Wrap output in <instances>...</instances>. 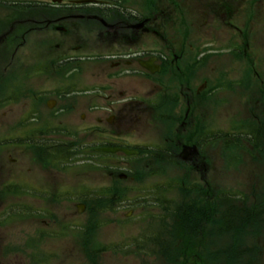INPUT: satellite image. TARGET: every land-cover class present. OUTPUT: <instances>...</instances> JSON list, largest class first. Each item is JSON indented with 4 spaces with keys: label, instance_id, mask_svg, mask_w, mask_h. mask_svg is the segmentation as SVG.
Returning a JSON list of instances; mask_svg holds the SVG:
<instances>
[{
    "label": "rangeland",
    "instance_id": "374dc122",
    "mask_svg": "<svg viewBox=\"0 0 264 264\" xmlns=\"http://www.w3.org/2000/svg\"><path fill=\"white\" fill-rule=\"evenodd\" d=\"M184 1L179 7L188 10V23L182 24L189 26L192 17V28L204 33L203 38L191 39L195 46L204 41L216 48L229 40L227 34L223 36L217 16L205 24L201 5ZM241 1L248 6H243L244 11L248 9V15L242 12L243 20H254L256 42L252 49H247L246 54L242 49L241 60L232 49H209L211 52L201 58L198 49L192 54L196 62L191 84L194 94L199 93L195 97L199 111L194 113L191 145L206 157V173L188 167L180 159H168L164 148L143 149L145 155L141 153L137 159L120 152L95 151V145L111 141L129 146H163L173 138L170 117L157 119L156 129L148 110L123 129L120 138L125 141H118L94 133L93 128L89 132L95 120L89 113L81 111L59 121L43 113L36 121L17 110L18 104L12 100L4 101L0 112V264H226L222 251L229 242L225 239L227 231L220 238H200L206 249L199 244L194 253L190 252L193 242L188 234L189 245L175 229L186 212L190 217L189 221L185 218L188 225L211 228L223 221L229 208L255 212V222L243 228L239 248L248 253L250 261L254 259L253 264H264V149L257 154L244 138V148L238 146L241 134L250 137L252 112L256 111L254 98L258 100L257 95L264 89L254 84L255 72L264 79V0ZM17 54L21 57V50ZM82 72L89 82L95 77L86 68ZM98 73L101 87L106 84L102 79L111 78L113 71L108 68ZM22 75L8 74L2 82L3 89L13 88ZM168 76L170 80L157 78L161 80V90L146 79L143 82L124 77L110 82L114 90L127 96L147 98L166 93L171 99L177 93V84L174 75ZM45 78L53 80L34 75L33 83L46 87ZM100 101L105 106V100ZM172 110L177 120L184 117L181 103L176 109L164 108L166 114H173ZM139 111L135 105V114ZM260 116L264 118L262 113ZM58 125L72 129V133L64 135L67 148L55 144L44 161V150L11 148L13 140H6L13 133L41 140L40 130L49 127L52 133L51 127ZM218 134L221 140L216 139ZM46 138L57 140L58 135ZM206 139L210 142L205 143ZM88 155L92 158L88 159ZM118 196L121 201H117ZM97 197L100 198L89 206ZM79 205H85L82 212ZM193 208H211L213 213L194 212ZM243 225H235L234 230ZM228 257L239 261V256ZM241 261L238 264H243Z\"/></svg>",
    "mask_w": 264,
    "mask_h": 264
},
{
    "label": "flooded vegetation",
    "instance_id": "af4514ba",
    "mask_svg": "<svg viewBox=\"0 0 264 264\" xmlns=\"http://www.w3.org/2000/svg\"><path fill=\"white\" fill-rule=\"evenodd\" d=\"M250 1L254 3V0ZM181 3L182 0H0V71H3L0 75V112L8 99L18 104L17 110L36 121L43 113L59 121L83 111L95 119L89 132H93V128L94 133L119 141L123 140L120 138L123 129L149 110L152 127L159 129L157 119L162 116L170 117V123L174 124L173 138L163 142V146H129L122 141H111L100 147L95 145V151L106 147L128 148L138 150L140 156L143 149L164 148L168 159H180L188 167L196 171L203 169L206 173L209 168L206 157L195 151L196 145H191L194 113L199 111L195 105L199 93L194 94L191 84L196 62L192 54L198 49L201 58L211 52L209 49H232L241 60L242 49L246 54L256 42L254 20L251 17L243 20L242 12L246 15L248 9L243 10L241 0H188V5H201L200 14L205 24L217 16L223 36H229L228 41L224 40L225 43L216 48L204 41L201 46H195L191 39L203 38L204 33L192 28V17L189 26L182 24L188 23V10L181 9ZM184 4H187L186 0ZM20 50L22 56L17 57ZM84 68L95 76L90 82L83 77ZM108 68L113 71L111 78L102 79L106 84L99 87L98 71ZM18 69L25 73L22 75ZM8 74L23 77H18L13 88L4 90L2 82ZM34 75L52 77L53 80L49 82L45 78L46 87L40 88L33 83ZM160 75L165 80L171 79L167 75H174L177 93L173 98L166 93H155L147 98L138 94L127 96L123 91L114 90V84L110 82L124 77L143 82L146 79L161 90V80L157 79ZM254 82L256 86H264V79L258 72H255ZM261 91L258 100L254 98L256 111L252 112L254 123L250 125V137H241L239 141L243 145L247 139L257 154L264 149V118L260 116L261 113L264 116V89ZM100 100H105V106ZM179 103L185 109L183 118L177 120L175 110H172L173 114L165 113L164 108L176 109ZM135 105L140 109L137 115ZM51 128L52 133H49V127L39 131L41 140L25 139L16 133L6 140H13L9 143L11 148L44 150L41 154L44 161L49 159L48 151L54 149L55 144L58 148H67L64 135L72 133V129L62 125ZM55 134L57 140L46 138ZM15 139H19L18 142ZM216 139L221 140V134ZM207 142L210 140L206 139ZM91 158L88 155V159ZM193 225L186 229L189 237H192Z\"/></svg>",
    "mask_w": 264,
    "mask_h": 264
},
{
    "label": "trees",
    "instance_id": "16d2710c",
    "mask_svg": "<svg viewBox=\"0 0 264 264\" xmlns=\"http://www.w3.org/2000/svg\"><path fill=\"white\" fill-rule=\"evenodd\" d=\"M100 197H97L96 199H92L93 201L89 203V206H93V204L96 202V200H98ZM121 197L117 198V201H121ZM116 201V200H115ZM98 204V203H96ZM102 205V204H101ZM194 209V212L196 211H200L202 213H208L206 210L209 209V208H206L204 210H200V209ZM233 210V211H231ZM212 210L210 208V211L208 214H212ZM255 212H253L252 210L250 209H239L238 211H235V209H230L229 208V212L228 214L223 218V221L221 222L219 220L218 223H215L213 227H211L210 229L205 228L204 226H200L199 224H194L193 225V234H192V239H191V242H193V244H191V250L190 252H194V253H197V250L198 249H195V248H198L200 245L201 247H203L204 249H206V247L201 244V242L199 241L200 238L202 237H207L210 232H217V231H227V235L229 236L226 237L227 240L230 239V242L227 244V246L224 248V250L222 251V254L225 255V257L227 258V261H226V264H233L235 263L236 261H233L234 259H229L228 256H239V261H241V263L243 264H253L254 263V259L252 261H250L247 257L248 253L245 254L246 252H243V251H240V248H239V240L241 238V235L242 232H243V228H245L246 226H249L250 225V222L253 221V223L255 222L254 219L256 218L254 216ZM187 214L185 213L183 216H182V222L179 224V229L176 227V229H178V233H182L183 236L182 238L184 237L186 243L188 244V240H187V227L189 226L185 220V218L187 219ZM196 217H202L198 214L195 215ZM234 219V220H232ZM240 223L244 224L242 227H239L238 229L235 228L234 230V227L235 225H239ZM190 224V223H189ZM198 226H200V228H197ZM175 229V230H176ZM238 231H241V232H238ZM232 242L234 244V246H232ZM238 242V244H237ZM200 244V245H199ZM189 245V244H188ZM236 254V255H235ZM196 255V254H194ZM231 258V257H230ZM173 259L176 261V258L173 257ZM239 261L236 262V264L239 263Z\"/></svg>",
    "mask_w": 264,
    "mask_h": 264
},
{
    "label": "water",
    "instance_id": "95a60500",
    "mask_svg": "<svg viewBox=\"0 0 264 264\" xmlns=\"http://www.w3.org/2000/svg\"><path fill=\"white\" fill-rule=\"evenodd\" d=\"M101 151H105V152H118V151H122L124 153H126L127 155H133L136 154V151H130V150H123V149H113V148H106V149H102Z\"/></svg>",
    "mask_w": 264,
    "mask_h": 264
}]
</instances>
